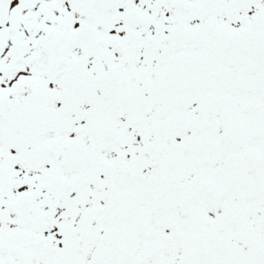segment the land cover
<instances>
[{"label": "snow or ice", "instance_id": "6c2138e0", "mask_svg": "<svg viewBox=\"0 0 264 264\" xmlns=\"http://www.w3.org/2000/svg\"><path fill=\"white\" fill-rule=\"evenodd\" d=\"M0 264H264V0H0Z\"/></svg>", "mask_w": 264, "mask_h": 264}]
</instances>
